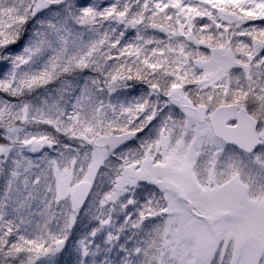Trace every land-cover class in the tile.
<instances>
[{
    "label": "snow or ice",
    "instance_id": "6c2138e0",
    "mask_svg": "<svg viewBox=\"0 0 264 264\" xmlns=\"http://www.w3.org/2000/svg\"><path fill=\"white\" fill-rule=\"evenodd\" d=\"M0 264H264V0H0Z\"/></svg>",
    "mask_w": 264,
    "mask_h": 264
}]
</instances>
